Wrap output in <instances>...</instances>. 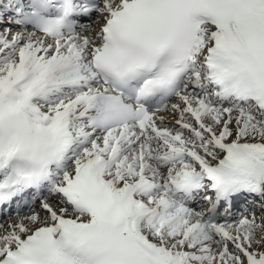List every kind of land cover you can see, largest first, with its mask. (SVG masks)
I'll return each instance as SVG.
<instances>
[{"label":"snow or ice","instance_id":"snow-or-ice-1","mask_svg":"<svg viewBox=\"0 0 264 264\" xmlns=\"http://www.w3.org/2000/svg\"><path fill=\"white\" fill-rule=\"evenodd\" d=\"M0 264H264V0H0Z\"/></svg>","mask_w":264,"mask_h":264}]
</instances>
